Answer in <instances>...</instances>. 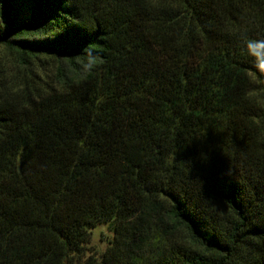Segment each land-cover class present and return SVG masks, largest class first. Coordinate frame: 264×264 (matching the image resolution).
<instances>
[{"label": "trees", "instance_id": "16d2710c", "mask_svg": "<svg viewBox=\"0 0 264 264\" xmlns=\"http://www.w3.org/2000/svg\"><path fill=\"white\" fill-rule=\"evenodd\" d=\"M0 46L87 66L0 92V264H264V0H0Z\"/></svg>", "mask_w": 264, "mask_h": 264}, {"label": "rangeland", "instance_id": "374dc122", "mask_svg": "<svg viewBox=\"0 0 264 264\" xmlns=\"http://www.w3.org/2000/svg\"><path fill=\"white\" fill-rule=\"evenodd\" d=\"M16 5L19 7L20 18L26 17L30 8V0H16ZM44 61L46 63L40 65L24 63L16 52L0 46V92L17 89L30 76L35 77L39 85H52L56 82L55 75L59 68L62 73L74 77L82 75L87 70V66L79 61L75 65L64 58L58 63L51 61L49 58ZM34 73L45 79L43 83L36 78L37 76ZM113 236L114 230L110 223H100L92 228L89 240L84 244L85 256L99 257L109 246Z\"/></svg>", "mask_w": 264, "mask_h": 264}]
</instances>
